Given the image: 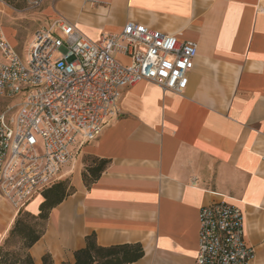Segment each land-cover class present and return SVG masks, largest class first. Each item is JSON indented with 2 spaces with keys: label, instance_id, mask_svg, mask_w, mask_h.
Instances as JSON below:
<instances>
[{
  "label": "crops",
  "instance_id": "0c3cea01",
  "mask_svg": "<svg viewBox=\"0 0 264 264\" xmlns=\"http://www.w3.org/2000/svg\"><path fill=\"white\" fill-rule=\"evenodd\" d=\"M45 13L93 41L137 22L198 56L183 94L126 88L117 117L77 146L62 174L73 191L30 249L35 263L74 264L94 234L101 247L140 244L134 264H193L202 207L228 202L244 213L251 264H264V0H52ZM87 156L109 161L89 187ZM41 200L26 210L37 215ZM17 216L0 198V246Z\"/></svg>",
  "mask_w": 264,
  "mask_h": 264
},
{
  "label": "built area",
  "instance_id": "2783aa9c",
  "mask_svg": "<svg viewBox=\"0 0 264 264\" xmlns=\"http://www.w3.org/2000/svg\"><path fill=\"white\" fill-rule=\"evenodd\" d=\"M27 43L20 53L0 23V198L17 214L62 180L77 146L95 141L117 117L126 88L147 81L181 95L198 56L195 43L137 22L93 41L58 19ZM254 258L240 208L228 202L202 207L193 264H251Z\"/></svg>",
  "mask_w": 264,
  "mask_h": 264
},
{
  "label": "trees",
  "instance_id": "16d2710c",
  "mask_svg": "<svg viewBox=\"0 0 264 264\" xmlns=\"http://www.w3.org/2000/svg\"><path fill=\"white\" fill-rule=\"evenodd\" d=\"M92 159L91 164H86ZM108 160L91 156L84 158L82 178L87 187L95 183L106 170ZM73 191L69 179L60 180L44 190L39 197V213L20 212L12 229L0 246V264H36L30 249L44 236L50 212L59 206ZM144 257L140 244L101 247L95 235L86 238V246L75 252L74 264H134ZM43 264H54L49 254L42 258Z\"/></svg>",
  "mask_w": 264,
  "mask_h": 264
},
{
  "label": "rangeland",
  "instance_id": "374dc122",
  "mask_svg": "<svg viewBox=\"0 0 264 264\" xmlns=\"http://www.w3.org/2000/svg\"><path fill=\"white\" fill-rule=\"evenodd\" d=\"M51 1L0 0V23L4 26L8 35L16 42V47L20 53H24L28 45L27 41L37 29L50 24L45 11ZM92 162V159H88L86 164H91ZM68 168L69 165L64 166L62 174Z\"/></svg>",
  "mask_w": 264,
  "mask_h": 264
},
{
  "label": "bare ground",
  "instance_id": "6f19581e",
  "mask_svg": "<svg viewBox=\"0 0 264 264\" xmlns=\"http://www.w3.org/2000/svg\"><path fill=\"white\" fill-rule=\"evenodd\" d=\"M2 32L5 36V38L9 41V43L13 46L16 47V42L10 37V35H8L7 31L5 30L4 26L2 25ZM141 83V82H140ZM40 198V197H37ZM36 198V199H37ZM28 209V208H27Z\"/></svg>",
  "mask_w": 264,
  "mask_h": 264
}]
</instances>
